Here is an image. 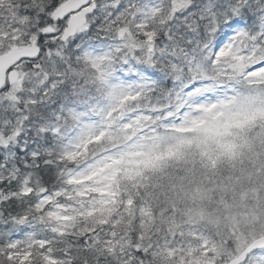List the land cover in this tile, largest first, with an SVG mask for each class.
<instances>
[{
    "label": "snow or ice",
    "instance_id": "obj_1",
    "mask_svg": "<svg viewBox=\"0 0 264 264\" xmlns=\"http://www.w3.org/2000/svg\"><path fill=\"white\" fill-rule=\"evenodd\" d=\"M0 264H264V0H0Z\"/></svg>",
    "mask_w": 264,
    "mask_h": 264
}]
</instances>
